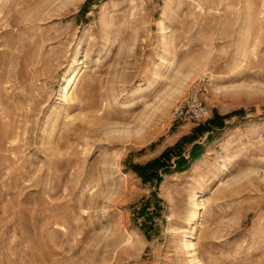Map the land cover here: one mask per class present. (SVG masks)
<instances>
[{
  "label": "rangeland",
  "instance_id": "1",
  "mask_svg": "<svg viewBox=\"0 0 264 264\" xmlns=\"http://www.w3.org/2000/svg\"><path fill=\"white\" fill-rule=\"evenodd\" d=\"M0 264H264V0H0Z\"/></svg>",
  "mask_w": 264,
  "mask_h": 264
},
{
  "label": "built area",
  "instance_id": "2",
  "mask_svg": "<svg viewBox=\"0 0 264 264\" xmlns=\"http://www.w3.org/2000/svg\"><path fill=\"white\" fill-rule=\"evenodd\" d=\"M211 80L212 73L206 71L188 85L184 95L172 107L174 120H198L208 114L205 95Z\"/></svg>",
  "mask_w": 264,
  "mask_h": 264
},
{
  "label": "bare ground",
  "instance_id": "3",
  "mask_svg": "<svg viewBox=\"0 0 264 264\" xmlns=\"http://www.w3.org/2000/svg\"><path fill=\"white\" fill-rule=\"evenodd\" d=\"M194 246V242L191 240L188 241V244H187V248H190V247H193Z\"/></svg>",
  "mask_w": 264,
  "mask_h": 264
}]
</instances>
